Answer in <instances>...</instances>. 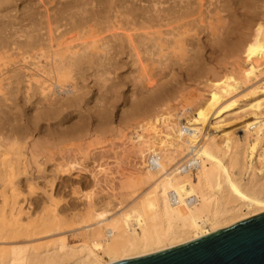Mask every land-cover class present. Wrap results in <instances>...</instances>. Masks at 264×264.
I'll return each mask as SVG.
<instances>
[{
  "label": "bare ground",
  "instance_id": "bare-ground-1",
  "mask_svg": "<svg viewBox=\"0 0 264 264\" xmlns=\"http://www.w3.org/2000/svg\"><path fill=\"white\" fill-rule=\"evenodd\" d=\"M17 1L0 0V195L5 202L0 207V244L10 245L0 246V264H34L42 251L37 247L28 254L27 245H16L24 242L18 239L38 233L36 228H63L70 215L85 218L73 230L80 231L82 242L68 247L65 237L49 240L42 247L45 252L69 249L46 254L44 264H113L264 213V0H256L253 11H242L235 26L228 13L248 10V0H21V6ZM204 35L214 40L210 48L200 45ZM235 35L236 44L228 45ZM207 52L239 56L241 61L222 73L210 67L213 73L201 83L206 91L199 98L192 94L188 102L183 93L185 103L179 109L170 105L166 93L155 103L140 104L144 89L159 86L164 73ZM129 67L139 77L135 80L130 73L133 86L142 91L127 115L134 119L127 153L131 169L115 177V191L108 194L118 199L116 210L97 209L94 196L86 194L78 211L74 205L72 211L70 205L69 212L63 211L67 205L59 211L57 201L52 217L27 226L18 223L23 209L16 206L13 192L18 185L48 178L38 173L49 161H56L49 166L51 189L44 190L50 201L67 181L64 175L87 170L89 157L98 160L88 183L94 195L102 188L112 171L101 153L90 144L82 150L78 140L91 135L94 122L98 127L113 120L112 108L121 97L119 72ZM94 86L100 94L93 97ZM241 87L248 88L244 97L249 96L234 110ZM225 116L239 119L240 126L226 129ZM36 131L48 137H35L30 144ZM63 144L60 157L50 151Z\"/></svg>",
  "mask_w": 264,
  "mask_h": 264
},
{
  "label": "rangeland",
  "instance_id": "rangeland-1",
  "mask_svg": "<svg viewBox=\"0 0 264 264\" xmlns=\"http://www.w3.org/2000/svg\"><path fill=\"white\" fill-rule=\"evenodd\" d=\"M255 1L256 0H248L249 5L251 4V7H249L248 10H245V9L233 10L232 12L230 11L228 13L235 20V21H232L233 22L232 26H235L236 22L238 20H240L241 17H243L241 15V13H243L242 11H244V14H246V12H248V11L249 12L253 11V5H254ZM261 1L262 0H260V2ZM38 2H40V1L39 0H33V3H38ZM147 2H148V0L143 1V3H147ZM21 3H22V1L19 0V2H18V4H20L19 6H21ZM35 5H37V4H35ZM41 8H43V7H41ZM222 13L227 14V12H222ZM238 38H239V36L235 35V37H233V40L230 41L228 43V45H235L236 44L235 42L238 40ZM211 43H214V40H212L211 38L209 40V38L204 35L203 36V42H200V45H205L206 48H208V47L210 48ZM236 57H232V56L224 55V54H218V53L211 55L210 53L207 52V54H205L204 56L197 57L196 59H193V58H190V60L187 59V61L181 65L182 68H179V65L177 64L175 66V69H173L171 72H169V73L167 72L166 75L164 73V76L162 75L163 77L159 81L160 82L159 86L156 85L155 87L151 88V90H148L147 92H145V89H144V92H143L144 95H141V97H140L139 92L141 93L142 90L138 87L140 90H137L138 91L137 92L136 88L133 86V80H132L133 78L135 80H137L139 78L138 73L131 72V67H129V69L128 68L122 69L119 72V78L121 80L120 81L121 83L119 86L120 87L119 91H120L121 97L117 101L116 106L114 108H112L113 114H114L113 120L109 123H105V124L98 126V127H95V124H94L95 122H94L92 125L93 128L91 131V135L87 136L84 140H81V141L78 140L80 142V144H83L81 146L82 150L86 151L87 148L90 147L96 153H98V152L101 153L103 156V159H104V163H105L104 166H106V168H108L109 171H112V173L109 175L107 180H105L103 182V184L101 186L102 188H98V193L94 195L93 191H92V185H90V183H88L91 181V172H89V171H91L92 169L95 168L93 166L94 165L93 162H95L94 159L98 160L97 158L89 157L88 160L85 159V164L87 163L86 167L87 166L88 167H87V170H84L85 172L82 171L83 175L78 174L77 173L78 171H76V169L73 170L70 174H68L70 178H68V175H64L65 179L67 180V181H65L66 183L65 182L61 183V186H63V187L58 185L60 192L56 196L57 199L54 201H50L48 199V195L46 194L45 191L46 190L48 191L51 189L52 183L48 182L47 179L52 177L53 172L50 169L53 168L54 163L56 161H49L48 164H46V169H49L50 167L51 168L47 171L45 169V171L38 173L39 175H46V176L48 175L47 176L48 178H40L38 182H34L31 184L24 183L22 185H18L17 189L13 192L15 199H17L16 206L18 208L21 207L23 209L21 216L16 217V218H18V223H22L25 226H27V225H31L34 220H37V219L40 220V219H45L47 217H52L54 212L56 211V208H57L54 203L57 201L59 202L58 210L67 205L66 206L67 209H65L63 211L67 210L66 212H69L68 207H70V206H71V208H70L71 211H72V208L74 206H78L77 209H74L75 211H78V210H80V207L83 206L81 204L83 203L84 199L86 198V194H92V196H94L93 199H95L97 201V204H99V206L98 205L96 206L97 209L99 208V210H103L106 207H108L112 210H113V208L115 209V204L118 201V199H116V197H113V196L108 197V194L115 191V190H112V184L117 182V179H115V177L116 178L119 177L122 173H128L131 169L130 163L128 162L129 160L127 158V156H128L127 153L129 151V148L131 147V144H130L131 141L129 138L131 137V132L133 130L131 125L134 122V119L131 120L132 117L127 116V115L128 114L131 115L133 113L130 111V109L132 108L134 101L137 100L136 97H138V98L140 97V99H139L140 104L155 103L159 99V96H160L159 94L166 93L168 96L171 97L170 105L171 106L174 105L173 107H177L179 109V107L181 108L183 103L188 102L190 99L194 98V97H191L192 94H194V96H195L198 93L203 94L204 91H206V88L203 86V84H204L205 80L210 77L211 73H213V72L222 73L227 67H232V65L235 66L234 64H237V66H238V62L241 61V57H239V56L237 58ZM237 59H239V61ZM123 60H128V58L126 57ZM209 68L213 72H210ZM260 68L264 70V63H262L260 65ZM127 72H128V74H127ZM130 73H132V74L135 73V75L133 74V78H132V75ZM130 75H131V77H130ZM113 76H114V74H111V77H113ZM263 76H264V71H263L261 77H263ZM93 77L90 79L91 82H90L89 86L93 84ZM213 77H214V75H213ZM130 78H131V80H130ZM211 78H212V76H211ZM116 81H117V78L114 79V82H116ZM108 82L109 83H107V84L109 85L111 80H109ZM139 83L140 82L138 81V84ZM201 83H203V84H201ZM185 85L187 88H185ZM184 88L187 90H190L191 92L193 90V92L187 93L186 92L187 90H185ZM93 89H94V92H96L97 86H94ZM132 90H133V92H132ZM247 91H248V88L241 87L240 89H238L235 92V94H238V95H236L234 98H237L238 102H237V105H235L234 110H237L236 108L239 107V104L243 105L244 100H245L244 102H246L247 97L249 95H247V97L246 96L244 97V93H246ZM183 93L186 94L185 97H187V98H185L183 96L184 95ZM99 94H100V91H99ZM99 94L97 91V93L92 94V95L94 97V95L98 96ZM130 94L134 95V97L131 98L132 95H130ZM178 94H179V96L182 95L183 97L182 96L179 97ZM238 96H240V97H238ZM199 97H200V95L198 96V98ZM142 98H144V99H142ZM176 99L178 100V102ZM183 99L186 101L184 102ZM175 100H176V103H175ZM172 102L175 104H173ZM91 105L94 106L95 102L94 103L91 102ZM228 114H225V115H228ZM225 117H227L225 120V122H227V124L225 125L226 129L236 128V127H234L236 125L240 126V124H239L240 120L239 119H235L234 121H238V122H234L233 119L230 118L231 115H230V117H228V116H225ZM116 118H118V119L116 120ZM137 119H139V118H137ZM183 122H184V119H183ZM94 129H97V133H94ZM38 133H37V131L34 133H31V137L28 139V141H30V144H31V142H33L39 138H40L39 140H43L45 137H48V136L43 135L44 133H40L41 135H39ZM94 135H95V138H94ZM34 138H35V140H34ZM90 139H92V140L90 141ZM86 141H90V143H87ZM88 144H90V146ZM87 146H89V147H87ZM63 147H64V144L61 147H59L58 149H56L54 147H53L54 149L50 148V151L51 150L52 151H58L60 153L61 151L64 150ZM61 148L63 150H60ZM68 151H69V153L68 152L67 153L70 154L71 150H68ZM74 151L75 150L73 149V152ZM58 152L56 153V155L58 157H60L61 153L59 154ZM67 153L64 154V156L67 155ZM71 153H72V151H71ZM116 157L118 158V160L115 159ZM194 173H196V170H194ZM76 175L78 176V181H80L79 183H81V182H83V183H81V184L78 183ZM86 175H87V177H86ZM23 176L26 177L29 175L25 174ZM83 177L85 178V180ZM71 179L74 182L73 181L71 182ZM113 179H114V181H113ZM75 182H76V184H75ZM70 183L73 186H70L69 185ZM72 183H74V184H72ZM78 184L81 185L80 189H78V187H79ZM64 185H66V186L68 185V186L66 187ZM82 185H84V186L87 185V186L84 187ZM55 186L57 187V185H55ZM60 188H61V190H60ZM67 188H68V190H67ZM36 197L38 199H36ZM39 197H41V200L39 199ZM96 197L97 198L99 197L98 200ZM105 197H106V199H105ZM102 198H104V199H102ZM32 199L34 201H32ZM79 199L83 200V201L81 202ZM107 199H108V201H111L109 204L105 203V201ZM76 200L78 203L76 202ZM33 202H37V203H33ZM75 202L77 204H74ZM62 203L64 204L63 206H61ZM69 203H71V204H69ZM4 204H5L4 199L0 195V207L4 206ZM33 205H35L36 207H34ZM32 209L35 211L33 212ZM63 211L61 210V212L65 215L66 212H63ZM75 211H73V212H75ZM110 212H112V211H110ZM84 220H85V218L81 214L70 215V217H67V224L65 226H63V228L55 229V230L49 231V232H40V230L43 229L44 227L41 228L40 230H39V228H36V231H38V233H35L32 235L23 234L18 240H22L24 242H21L20 244H16V245H23V246L27 245L26 251L28 254L31 252H36L37 247H39L38 249L41 250L42 253L39 257H37L34 264H44V262L42 260L44 257H46V254L53 253V252H56V254H61V253L65 252L66 250H68L69 249L68 247L70 245H76V244H79L80 242H82L81 241L82 237L80 236V231L79 232L76 231V233H75L73 230L80 227ZM17 225H19V224H17ZM77 232H78V234H77ZM72 234H74V236ZM60 237H65L68 247L65 246V248H63L59 251L56 250L53 252L52 251L45 252V250H43L42 247H48L47 242L49 240L56 239V238L58 239ZM0 246H7V247L9 246L10 247V245H2V244H0ZM103 259L107 260L108 256L103 254ZM16 264H29V262L25 263V262H21V260H18V263H16ZM52 264H57V263H52Z\"/></svg>",
  "mask_w": 264,
  "mask_h": 264
},
{
  "label": "water",
  "instance_id": "water-1",
  "mask_svg": "<svg viewBox=\"0 0 264 264\" xmlns=\"http://www.w3.org/2000/svg\"><path fill=\"white\" fill-rule=\"evenodd\" d=\"M113 264H264V213L200 239Z\"/></svg>",
  "mask_w": 264,
  "mask_h": 264
}]
</instances>
